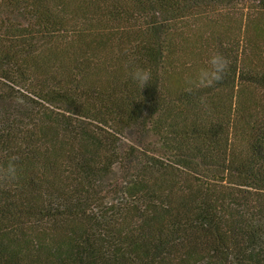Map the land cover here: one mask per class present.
<instances>
[{"label": "trees", "instance_id": "1", "mask_svg": "<svg viewBox=\"0 0 264 264\" xmlns=\"http://www.w3.org/2000/svg\"><path fill=\"white\" fill-rule=\"evenodd\" d=\"M0 264H264V0H0Z\"/></svg>", "mask_w": 264, "mask_h": 264}, {"label": "clouds", "instance_id": "2", "mask_svg": "<svg viewBox=\"0 0 264 264\" xmlns=\"http://www.w3.org/2000/svg\"><path fill=\"white\" fill-rule=\"evenodd\" d=\"M228 61L226 58L216 51H211L203 61L202 66L198 67L194 73L185 77V91L188 93L194 90L211 88L218 83L222 74L227 68ZM128 78L134 83L139 92L152 82V73L149 68L140 67L135 64L134 60L129 61ZM204 98L201 97V103ZM15 160V157L12 158ZM6 179L14 181L17 178V169L14 163H9L7 168L3 170Z\"/></svg>", "mask_w": 264, "mask_h": 264}]
</instances>
